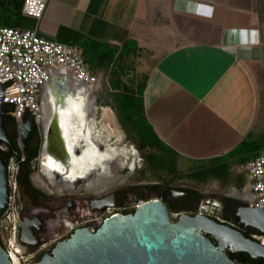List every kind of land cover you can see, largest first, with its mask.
<instances>
[{"label":"crops","instance_id":"crops-1","mask_svg":"<svg viewBox=\"0 0 264 264\" xmlns=\"http://www.w3.org/2000/svg\"><path fill=\"white\" fill-rule=\"evenodd\" d=\"M37 32L83 44L110 88L145 78V121L181 173L221 167L205 182H246L236 147L264 132V0H48Z\"/></svg>","mask_w":264,"mask_h":264},{"label":"flooded vegetation","instance_id":"flooded-vegetation-1","mask_svg":"<svg viewBox=\"0 0 264 264\" xmlns=\"http://www.w3.org/2000/svg\"><path fill=\"white\" fill-rule=\"evenodd\" d=\"M68 87L69 90H75L70 83ZM43 90L45 95L40 97V118L37 123L27 114L16 120L13 116L3 113L5 139L0 141V159L4 160L7 168L9 194L6 208L0 215V219L3 218L5 221L4 233L0 231V245L7 253L10 252L18 264H31L37 261L43 254L51 252L58 241L67 238L78 227L91 226L95 229L107 216L119 212H132L140 201L149 199L146 198V194L151 192H156V198L167 204L171 217L179 213L194 215L200 212L242 232L246 237L264 243V233L251 226L238 224L237 209L249 205L253 199V194L245 183L225 193L180 187L161 191L166 192L164 197L160 195L159 190L147 188V184L114 186L121 182L117 180L118 176L113 171L117 168L114 158L122 157V162L118 164L123 166L127 164L125 161L127 155L133 154L128 152L126 155L120 153L114 158L108 157L109 174L112 172V176L100 190L89 188L90 183L95 179V171H93L95 169L86 173L73 170L78 163L76 160L80 161L84 154H100L104 151V144L96 142L90 132V119L92 116L95 120L97 106L83 93L81 97L69 95L60 101L63 109L65 106L73 108L74 103L78 101L83 102L82 105L85 107L84 111L81 110L80 118L74 123L77 125L81 120L82 124L74 142L69 141V136L73 133L62 127V123L66 122L63 121L65 117L62 113L57 117L62 145L70 154L73 153L74 148H80V153L76 150V154L70 155L69 163L65 165L60 162L58 156H52L45 151L52 112L44 122L43 101L49 93L46 86ZM79 91L81 90L77 92ZM50 103L52 109L54 103L53 101ZM74 131L77 132V129H73L72 132ZM54 145L57 146L58 143ZM133 165L132 159L128 168L132 169ZM112 186H114L113 190L103 192ZM244 253L246 252H228V255L236 263L249 264L250 261Z\"/></svg>","mask_w":264,"mask_h":264},{"label":"water","instance_id":"water-1","mask_svg":"<svg viewBox=\"0 0 264 264\" xmlns=\"http://www.w3.org/2000/svg\"><path fill=\"white\" fill-rule=\"evenodd\" d=\"M69 82L95 104V96L67 70L51 74L50 82L62 87ZM64 81V83H63ZM3 92L0 86V101ZM96 105V104H95ZM0 103V141L5 139L4 108ZM57 114L52 113L45 151L69 163L70 153L59 136ZM57 140V142H55ZM58 143L57 146L54 145ZM80 153V148L73 149ZM178 192V191H176ZM7 168L0 159V215L8 202ZM238 224L264 233V209L245 205L237 209ZM246 252L251 258L264 259V243L204 214L179 213L171 217L165 202L158 198L140 201L132 212L115 213L102 219L94 229L82 226L58 241L51 252L31 264H239L228 252ZM0 264H13L0 245Z\"/></svg>","mask_w":264,"mask_h":264},{"label":"built area","instance_id":"built-area-1","mask_svg":"<svg viewBox=\"0 0 264 264\" xmlns=\"http://www.w3.org/2000/svg\"><path fill=\"white\" fill-rule=\"evenodd\" d=\"M47 1H22L21 13L34 21L32 27L0 26V103L7 106L4 113L16 120L27 114L36 123L39 121L42 87L57 71L67 70L91 92L99 82V76L87 68L77 46L38 34ZM243 168L247 175L245 185L253 194L249 205L264 209V149ZM8 253L12 263L18 264Z\"/></svg>","mask_w":264,"mask_h":264},{"label":"trees","instance_id":"trees-1","mask_svg":"<svg viewBox=\"0 0 264 264\" xmlns=\"http://www.w3.org/2000/svg\"><path fill=\"white\" fill-rule=\"evenodd\" d=\"M23 0H0V26H11L18 28H30L34 21L24 16L21 13V6ZM56 41V40H55ZM66 44H77L78 49L86 62L91 61L89 52L85 49V46L74 40H64ZM59 42V41H57ZM64 43V42H63ZM96 60L106 59L104 56L95 55ZM117 74V72H111ZM110 78V77H109ZM111 87L115 89L114 92L108 93L113 100V107L118 114V121L124 130L125 134L134 142L136 148L140 151L144 162L148 167L156 172H165L170 176L186 177L196 182L205 183L210 177H215L221 174V167H213L208 171H193L189 173L176 172V156L175 154L166 148L162 143L158 142L153 136L150 125L145 121L142 94L145 86V78H141L136 81L134 87H130L125 83H116L111 80ZM264 147V132L254 139L242 140L237 150L248 157L249 160L253 158L261 148ZM247 158V159H248ZM245 160L242 161V163ZM248 161V160H247ZM225 170L227 169L224 168ZM244 179L238 180V185L243 184ZM147 188L158 191L156 184L147 185ZM160 195L164 197L166 192H161ZM249 264H264L263 258L253 259L248 254L244 253Z\"/></svg>","mask_w":264,"mask_h":264},{"label":"rangeland","instance_id":"rangeland-1","mask_svg":"<svg viewBox=\"0 0 264 264\" xmlns=\"http://www.w3.org/2000/svg\"><path fill=\"white\" fill-rule=\"evenodd\" d=\"M110 89L112 88L107 86L106 80H104L103 76L99 78V82L96 84V86L93 89L92 93L95 94V99H96L95 104L97 106L95 113L96 128L102 130L101 133L104 135V137L103 136L101 137L104 139V141L107 137L108 139L107 142L116 145L117 148H123L126 150L121 154L126 155L128 154V152H133V154L127 155L128 158L125 160L127 161V164L123 166H119L118 164L119 162H122L121 159L122 157L118 159L114 158V160L116 161L117 168L116 169L114 168L113 171H115V174H117L118 176L117 180L121 181L120 183L114 186L123 187L132 184H147V185L156 184L158 186L159 192L167 191L169 189H177L180 187H194L204 192H217V193H225V192L233 191L232 188H229L228 190L226 189L221 190V188H217L216 185L210 181H207L205 183H200L186 177L170 176L165 172L156 173L152 171L148 167V165L144 162L142 155L140 151L136 148L134 142L125 134L124 130L122 129L118 121V114L113 107V102H110L111 104L109 105H105L99 102L101 101L100 98L107 97L108 93L110 92ZM44 92H45L44 90L41 91L40 97L41 95L42 96L44 95ZM114 122H116L119 129L122 131V135H119L118 132H116L117 131L115 130L116 128L114 129ZM132 159L134 160V165L132 169H129L128 164L130 161H132ZM175 168H176V172L181 173L184 171L183 168H180L178 166H175ZM92 177L93 176L91 175V178ZM114 186L104 190L103 192H108L110 190H113ZM146 198H156V192L147 193ZM4 225H5V221L2 218L0 219V231H2L3 233H4Z\"/></svg>","mask_w":264,"mask_h":264},{"label":"bare ground","instance_id":"bare-ground-1","mask_svg":"<svg viewBox=\"0 0 264 264\" xmlns=\"http://www.w3.org/2000/svg\"><path fill=\"white\" fill-rule=\"evenodd\" d=\"M63 83H64V81H63ZM65 83L66 84H64L62 87H60L59 84H54L53 82L52 83L50 82L48 85H46V90H47V93H49V96L46 99H44L42 109H43V115H44V122L46 121V119H48V117H50L51 112L52 113L55 112L57 114V117H59L60 113H62V116L65 117V119H63V121H66L65 123H62V127L67 131L69 130L68 131L69 133H71V134L73 133V135L69 136V141L74 142L75 140H77L76 135L78 134V129L81 128V126H82L81 120L78 121L77 125H75L74 123L78 120V118H80V116L82 115V111H84L85 107H83V105H82L83 102L78 101V102L74 103V105L72 106L73 108H69V106L68 107L65 106L63 109V107H62L63 105L60 103V101L63 100V97L66 98V96H69V95L71 97H72V95H75V97L76 96L77 97L82 96L81 91L77 92L78 90L76 91V89L73 91L69 90L70 89L68 87L69 82H66V80H65ZM44 95H45V93H44ZM44 95H43V97H44ZM82 99H84V98L82 97ZM50 101H53V103H54L52 109L50 107V104H52V103H50ZM68 105H69V103H68ZM90 122H91V125L90 124L89 125H90V130H91L90 131L91 136L95 139L96 142L98 141V143L104 144V149H103L104 151L101 152L100 154H93V153L91 155L84 154V156L81 157L80 161L75 159L76 161H78V163H76L77 166L74 168L73 171L76 172L77 170H80L81 172L86 173L88 170L95 169V170H93V171H95V179H94V182L90 183L89 188L97 191V190H100L101 188H103L105 186V184L108 182L110 176H112L111 174H109L110 162L107 161V158L108 157L114 158L116 155H118L122 152H125L126 150L123 148H117L116 145H114L110 142H107L108 141L107 137H106L105 141L104 140L102 141L100 137L101 136L104 137V135L101 133L102 130H99L96 128V122L92 116H91ZM57 126H58V124H57ZM73 129H77V132H75V131L72 132ZM101 129H102V127H101ZM114 129L117 130L116 132H118L119 135H122V131L119 129L116 122H114ZM108 132H109V130H108ZM85 135L87 137V131H85ZM72 154H70V155H72ZM53 166H54V164H53ZM96 166H98L99 168ZM96 168H98V169H96ZM83 173H81V175H83Z\"/></svg>","mask_w":264,"mask_h":264}]
</instances>
